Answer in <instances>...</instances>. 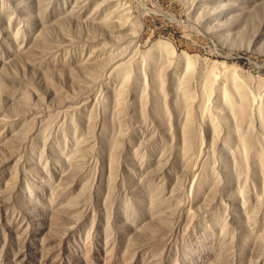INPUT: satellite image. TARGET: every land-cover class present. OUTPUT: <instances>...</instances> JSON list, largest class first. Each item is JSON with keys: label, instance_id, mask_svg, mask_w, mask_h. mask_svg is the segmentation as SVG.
I'll return each mask as SVG.
<instances>
[{"label": "rangeland", "instance_id": "rangeland-1", "mask_svg": "<svg viewBox=\"0 0 264 264\" xmlns=\"http://www.w3.org/2000/svg\"><path fill=\"white\" fill-rule=\"evenodd\" d=\"M0 264H264V0H0Z\"/></svg>", "mask_w": 264, "mask_h": 264}]
</instances>
